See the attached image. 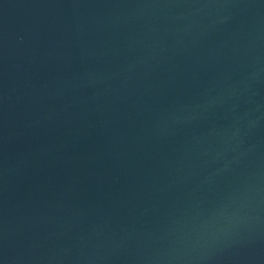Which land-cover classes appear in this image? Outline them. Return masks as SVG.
<instances>
[{
    "label": "water",
    "instance_id": "95a60500",
    "mask_svg": "<svg viewBox=\"0 0 264 264\" xmlns=\"http://www.w3.org/2000/svg\"><path fill=\"white\" fill-rule=\"evenodd\" d=\"M0 264H264V0H0Z\"/></svg>",
    "mask_w": 264,
    "mask_h": 264
}]
</instances>
